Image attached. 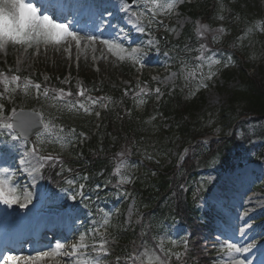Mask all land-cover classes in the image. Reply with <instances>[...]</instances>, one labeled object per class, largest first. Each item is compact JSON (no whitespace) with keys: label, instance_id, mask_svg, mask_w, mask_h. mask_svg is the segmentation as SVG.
<instances>
[{"label":"snow or ice","instance_id":"6c2138e0","mask_svg":"<svg viewBox=\"0 0 264 264\" xmlns=\"http://www.w3.org/2000/svg\"><path fill=\"white\" fill-rule=\"evenodd\" d=\"M146 3H150L152 5L151 8V17L147 19V23L151 26L152 23L156 20L157 15L159 14L157 10H161L163 14H171V12L177 6V0H165L164 3H161V0H146ZM136 18V22L134 26L137 28V31L144 32L145 29L142 26L144 22V14L143 13H133ZM219 19H224L223 16H220ZM208 30L207 25H199L197 29L198 35H203L205 31ZM169 31H175L174 28H170ZM219 33H224L225 29L223 27L217 29ZM261 31H264V28H261ZM97 37L93 35H83L81 36L79 31L72 30L68 23L60 22L58 19L53 16L47 14L45 9H42L41 6L34 4L31 0H0V52H5L9 45L12 46H21L27 51L30 48L35 47L37 51L39 50L40 45L45 46H59L62 44H67L69 41L75 43L77 49L82 48V42H86L83 44V50L87 51L91 45L95 44L97 41ZM214 41L218 40V37L213 38ZM242 39V37H241ZM100 43L106 46L107 51L116 57L117 60L123 61L126 58L132 60L135 64H139L140 68H144L145 65L143 63V55L145 54V50L143 48H132L129 52L128 49L124 48V46L120 43L110 40H100ZM154 44L153 40L148 41V45L151 46ZM205 48L204 44H201L200 51L202 52ZM65 51L71 55V47H66ZM92 51L95 52V49L92 48ZM96 57L93 56V59ZM200 60L207 59L209 61V68L211 69L212 65L220 64L221 61L214 59L213 57L204 56L198 57ZM228 64L225 63L224 67H227ZM175 75V74H173ZM190 75L194 76L195 73L192 72ZM203 75V74H202ZM215 75L214 72L209 71L207 75V79H211ZM0 76H4L3 73H0ZM12 81H19V76H12ZM7 78H5V83H7ZM31 81L25 84V91H27L28 84ZM207 84H201L200 87H207ZM37 92H39L41 86L39 84L34 85ZM197 91L199 88L196 89ZM144 89H141L143 92ZM60 96L52 97L54 100H59L62 96L67 95L71 96V92L65 93L63 89L59 90ZM156 93H160V89H155ZM193 95L195 92L192 93ZM45 98H48V90L45 89L42 93ZM78 95L83 97L85 96V89L83 87L80 88ZM88 101H90V105L86 106L85 103L78 102V105L74 104L69 107V110H83L86 114H91L92 106L101 104L102 100L106 98H92L88 97ZM144 101H141L143 103ZM55 106V105H53ZM107 106V105H103ZM3 110V105H0V112ZM99 115V113H96ZM39 115V114H37ZM13 117H15V123L3 122L0 123V127L5 129H10L17 134L13 136V139H23L24 142H27V133L36 123L34 117L28 116L21 113H16L13 110ZM11 119V118H10ZM40 122L43 123V127L46 133L52 136L54 139L50 142L59 143L60 146L66 147L68 144L73 143L76 139H78L76 130L69 129L67 136L64 135V128L58 127L53 121H48L46 123L43 122V117L41 116ZM79 136H83V133H80ZM40 140V137H37ZM25 158L20 160L21 165H31L29 175H33L38 173L40 169L45 167V164L51 162L49 166H55L56 164H62V161L58 155L48 154L41 156L38 154V149L34 146L28 151L25 152ZM31 157L32 159L37 161V165H32L31 160L27 159ZM124 161H121V164L115 169V174L120 178L118 180V184H126L130 183L131 180L127 176L120 175V171L122 167H125ZM28 171V168L23 169ZM15 173L12 172L9 168H0V203L6 204L11 207L13 204L19 205L20 208H26L32 202L31 194L25 193L23 198L18 193L16 186L13 183V178ZM82 179H87V177H83ZM67 184L71 187L76 181L75 180H67ZM86 185L81 183L78 185L79 191L71 196L70 198L75 200L77 197H83L85 195L84 189ZM100 186L97 185V188ZM109 224V214H104L103 226H107ZM97 232L99 229L96 230ZM86 234L82 233L79 236V240L77 243H73L70 246L69 251H62L65 249V244L57 242L55 247L50 251H42L39 252L36 256H28V257H18L13 255H8L3 257V264H39L40 261L43 260H53L55 264H61V257H74L77 256L78 253H81V250L87 249L89 245L85 243ZM187 244L185 243V248ZM222 247L227 250L229 254H239L245 253L250 250L253 245H248L247 247H241L232 242H225ZM93 251L96 252L97 256L107 255L106 241H101L99 245H92ZM176 258L179 259L180 254L176 253ZM143 257V259H142ZM136 264L139 261V264H165L164 261L160 259L159 256H155L154 254H149L147 251L140 255H134L128 258ZM119 260V257L117 258ZM67 264V262H65ZM73 264H77V262H73ZM88 264H99V260L90 261ZM229 264H245L244 260H230Z\"/></svg>","mask_w":264,"mask_h":264},{"label":"rangeland","instance_id":"374dc122","mask_svg":"<svg viewBox=\"0 0 264 264\" xmlns=\"http://www.w3.org/2000/svg\"><path fill=\"white\" fill-rule=\"evenodd\" d=\"M236 1H242V8L236 9V12L234 13L233 21L231 22L229 19H227L226 15L224 14L225 7L221 12V15L216 10L217 17L213 19L214 23H218L217 27H214L213 25L209 24H201V25H207L208 30L203 33V35L209 36L211 39L214 37H218V42L220 39H224L225 34H229L230 39H226L227 42V48L224 50V52H220V49L216 50L215 48H211L208 54H205V51L207 47L203 49L201 52L199 50V55L196 57V62L191 64L190 72H194L195 75H190V81L194 85L195 94H198L199 92H203L204 99L201 98L202 95H198L200 99H203L201 106L202 111L204 112L208 107L213 108V110H217L222 105L227 104V100L230 98V92L232 91L233 87L237 84L236 76L232 77L230 81H226L224 79V76H219L217 64L212 65L211 69L209 68V61L207 59L200 60L198 57L204 56L207 57H213L217 60H223L226 59L230 65H232L235 62L234 55L236 54L234 52V45L236 42L239 43V46L237 48V52H239L240 56H244V63H245V69L247 73L250 75H253L256 78H260L264 76V58L263 57V49L257 46V43H263L264 39L262 38V31H261V24L259 21V13L260 10L264 11V0H232L229 4L230 7H233V2ZM165 0H161V3H164ZM222 4L226 3L227 1L221 0ZM158 13L163 14L161 10H157ZM166 15V14H163ZM220 16H223L224 19H219ZM190 17L185 14L181 13L178 20L176 21L177 24V32L181 34L182 30L190 24ZM237 21V23H236ZM223 27L225 29L224 33H219L217 29ZM235 28V30H233ZM232 30L236 32V34L233 35ZM179 37V36H177ZM242 37V39H241ZM201 49V47H200ZM100 51V52H99ZM97 54H95L92 51L93 56L96 58L92 61L90 60L89 56L90 53L81 54L80 56L73 55V58L70 59L69 55L65 53V56H63L59 52L49 53L43 56V60L47 62V65L52 64L55 70H63V67H76L77 73H83L85 75H90L92 77V80H96L97 83L105 82L106 84H109L111 86H127L129 82H136L138 79L126 75L125 70L123 68V64L126 62H131L132 68H136L137 71L139 67V64H135L130 59H125L123 61L117 60L115 56L112 55V57L107 59V56L105 55L104 51L99 50ZM130 52L131 49H128ZM17 51H12L13 56L16 57ZM101 57V59H100ZM145 54L143 55V63L145 59ZM165 58H169L167 55L164 56ZM247 57V59L245 58ZM58 60L61 61L60 64H57L53 61ZM158 63H161L164 65L166 61H160L157 60ZM170 64V62H169ZM145 65V64H144ZM237 68V65L235 66ZM243 67V65L241 66ZM240 67V68H241ZM27 70L30 72L41 70L45 74V69L43 67H39L33 58H29V63L26 65ZM232 68V67H231ZM143 69V73H146V71L150 73H157L158 76V70L157 67L154 65H145ZM209 71H212L215 73V75L209 80L207 79V75ZM175 74V75H173ZM203 74V75H202ZM177 80V73L174 69H166L165 72L162 74V78L159 79L158 88L161 89V87H170V89L174 86ZM201 84H207L208 86L200 87ZM129 86V85H128ZM199 88L197 91L196 89ZM200 99L198 103L200 102ZM29 103L26 101H19L16 103L17 108H24L27 107ZM166 120V119H165ZM165 126L169 125V121H165ZM40 139L44 141L45 139L50 143L52 140V136H50L48 133H44L40 136ZM181 142H175L174 146L169 147L171 148L169 153H171L172 156L166 157L165 160H167V164L172 162L173 159H175L177 156H179V149H180ZM60 155H69V152L67 150V147L61 148L59 151ZM181 156V155H180ZM133 167V166H132ZM256 168L258 172L264 171V158L260 162H255L254 165L248 166L247 168H243L237 172H234L231 175V178L235 180V177L238 175V178L241 180H246L250 178V169ZM129 169L125 166L121 169L120 175L127 176L129 174ZM212 172V171H211ZM257 175H254V178ZM209 179L212 178L215 179L216 176L213 173H210L209 176H207ZM260 178L264 179V175H260ZM261 181V180H259ZM258 181V182H259ZM235 185V184H234ZM236 186V185H235ZM249 191V188H247ZM262 191H259L256 193V200H254V204H251V207L254 208L255 211L264 210V186L260 188ZM235 207H240V211H236L233 214H230L228 216V227L231 229L229 234H221L217 235L216 238L223 239L224 237H227L228 242L235 243L241 247H244L247 245L248 240H245L247 238V235L244 234V230L242 229L243 225H241V222L243 219H245V215L248 213V211H245V207L249 205V198L246 193V189H240L235 190ZM245 206V207H243ZM133 204H129L127 209L125 210V216L128 218L126 222H132V221H138L140 219L141 213H136L133 209ZM254 211V212H255ZM134 212V219L132 220ZM139 214V215H138ZM245 217V218H244ZM243 236L242 241L240 242L237 238V236ZM90 235L88 234L87 238ZM172 234L168 236L164 231H161L158 234L159 239V246L163 247L167 241H177V239L172 238ZM247 253L254 255L256 253L263 254L264 250H260V248H252ZM244 253H233L229 254L227 250H224L222 261L229 263L230 260H244L245 264L246 260L244 257H242ZM79 258V257H78ZM77 258V262L79 261Z\"/></svg>","mask_w":264,"mask_h":264},{"label":"trees","instance_id":"16d2710c","mask_svg":"<svg viewBox=\"0 0 264 264\" xmlns=\"http://www.w3.org/2000/svg\"><path fill=\"white\" fill-rule=\"evenodd\" d=\"M243 83L244 88L241 90H237L233 92L232 94V102H238L240 104V109H245L242 112H248V113H256L264 115V80H254L252 78H246L243 77ZM246 86V87H245ZM195 102L192 100H187L184 97H181V95H177L174 99V101L169 102V110L173 112V114H176L178 117H183L184 115L190 114L193 112L196 108ZM239 109V110H240ZM119 114H114L109 119V123H106L105 128H107L109 131L113 132L110 126L113 124H120L121 129H124L125 135H127L130 139H136L137 141L141 138L142 129L144 126L142 123L143 115L135 113H130L128 115H122L121 117L116 118L115 116ZM119 119H123L122 122H119ZM182 134L189 135L191 137H198L202 135L203 133L199 131L198 128L191 129L187 125L183 126L182 129H180ZM118 138H120L119 133H115ZM227 145V144H226ZM220 153L224 155V150H221ZM106 160L104 156H98L96 158V164L97 166H105ZM169 170V169H168ZM166 175H162L161 179L158 180V186L159 188L163 189L164 192L169 191V184L166 182ZM151 188L148 192H152ZM149 193V203L152 204L156 201V196L152 195V193ZM156 215L163 214L164 210L161 208H157Z\"/></svg>","mask_w":264,"mask_h":264}]
</instances>
